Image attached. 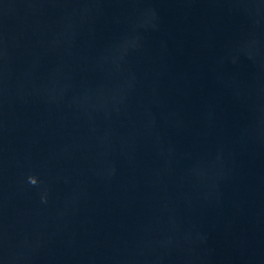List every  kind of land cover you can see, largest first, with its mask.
Returning a JSON list of instances; mask_svg holds the SVG:
<instances>
[{"label":"water","instance_id":"obj_1","mask_svg":"<svg viewBox=\"0 0 264 264\" xmlns=\"http://www.w3.org/2000/svg\"><path fill=\"white\" fill-rule=\"evenodd\" d=\"M0 264H264V0H0Z\"/></svg>","mask_w":264,"mask_h":264}]
</instances>
